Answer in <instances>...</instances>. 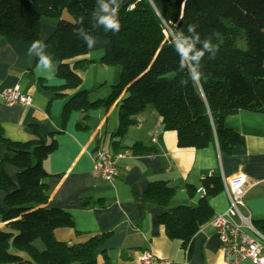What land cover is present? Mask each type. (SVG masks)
Masks as SVG:
<instances>
[{
    "label": "trees",
    "instance_id": "obj_1",
    "mask_svg": "<svg viewBox=\"0 0 264 264\" xmlns=\"http://www.w3.org/2000/svg\"><path fill=\"white\" fill-rule=\"evenodd\" d=\"M119 32L105 31L99 25L101 4L111 0H0V38L32 43L39 41L42 20L54 21V32L39 49L35 62L46 54L55 76L63 84L54 88L52 99H64L61 121L73 112L83 119L76 125L87 130L88 112L108 109L117 102V127L110 137L113 153L125 150L122 140L135 122L132 116L152 105L162 119L165 131L176 134L180 148L203 149L216 144L230 154L240 143L237 132L224 125L227 117L239 111L264 114V0H118ZM97 10V11H96ZM96 11V18L93 12ZM67 12L71 20L64 18ZM188 25L195 33H188ZM100 40L103 66L120 70L118 81L107 97L91 100L95 90L82 87L81 73L92 63L88 45L77 30ZM183 31L181 34L180 31ZM210 38L218 46L215 56L183 60L175 45L185 39L195 43L190 56L203 49ZM211 57V58H210ZM203 75L195 79L196 74ZM33 128L34 137L15 142L4 137L0 128V264H109L103 248L110 233L78 234L75 241H58L54 231L72 227L68 214L46 207L49 176L43 163L57 149L49 134L44 140ZM132 155L155 153L153 146L137 143ZM16 168L15 180L3 171ZM202 197L196 206H170L175 187L159 181L148 185L144 196L155 200L163 212L154 223L164 228L169 239L181 240L188 247L199 227L213 212L209 199L223 190L218 175L201 178ZM190 195L195 193L187 187ZM264 235V222L256 223ZM40 243L41 248L36 244Z\"/></svg>",
    "mask_w": 264,
    "mask_h": 264
},
{
    "label": "crops",
    "instance_id": "obj_2",
    "mask_svg": "<svg viewBox=\"0 0 264 264\" xmlns=\"http://www.w3.org/2000/svg\"><path fill=\"white\" fill-rule=\"evenodd\" d=\"M55 26L54 21L42 20L39 41L44 43ZM94 41V46L88 47V59L92 63L81 73L82 87L95 89L90 94L91 100L107 97L120 74L118 67L98 63L104 50L100 40ZM31 46L32 43L0 38V95L4 89L18 87L31 98L28 106H8L0 96V128L5 138L15 142L32 139L31 126L37 127L44 140L56 133L57 149L43 163L49 174L45 206L68 214L72 227L56 229L55 239L69 242L78 238L77 233H110L102 248L109 264H138L137 258L144 250L152 251L168 264H226L215 229L210 224L228 208L223 190L209 199L213 214L199 227L188 247H184L181 240L169 239L163 226L154 223L163 210L155 200L144 196V192L151 183L169 182L176 188L170 206H196L202 197L204 175L229 179L240 174L246 178V193L239 210L251 219L256 229V223L264 222V114L239 111L225 119V127L240 137V143L226 154L220 152L215 143L203 149L178 147L175 132L165 131L156 109L147 105L132 116L135 123L126 129L121 144L127 155L117 162L115 178L112 181L95 178L91 174L95 151L118 153L111 151L109 139L117 127L116 104L124 93L108 109L89 111L87 130L76 128L83 119L79 112L71 113L62 124L64 99H52V96L54 88L63 81L55 76L51 65L38 67L40 61L35 62V56L39 49L29 54ZM137 143L153 146L157 151L132 155L129 148ZM2 153L0 146V158ZM3 171L15 180L16 168L5 165ZM187 187L193 188L195 193L190 195ZM4 196L0 191L1 206ZM3 226L0 224V228ZM240 264L251 263L244 260Z\"/></svg>",
    "mask_w": 264,
    "mask_h": 264
},
{
    "label": "built area",
    "instance_id": "obj_3",
    "mask_svg": "<svg viewBox=\"0 0 264 264\" xmlns=\"http://www.w3.org/2000/svg\"><path fill=\"white\" fill-rule=\"evenodd\" d=\"M1 99L8 106L31 104V98L21 93L18 87L4 89ZM155 138L152 142H155ZM127 155V151L113 155L98 149L93 154L91 174L95 178L112 181L117 175V162ZM223 191L228 200L227 210L214 217L210 224L215 229L219 240L220 251L226 264H240L247 260L251 264H264V237L252 226L251 219L244 217L239 208L244 204L246 178L236 175L229 179H221ZM138 264H168L158 259L150 250L142 251Z\"/></svg>",
    "mask_w": 264,
    "mask_h": 264
},
{
    "label": "clouds",
    "instance_id": "obj_4",
    "mask_svg": "<svg viewBox=\"0 0 264 264\" xmlns=\"http://www.w3.org/2000/svg\"><path fill=\"white\" fill-rule=\"evenodd\" d=\"M97 2H99V0H97ZM111 4H114L115 7H111L109 3L101 4V11L104 14L99 16L98 23L99 25H102L104 27L105 31L110 30L115 33V32H119L121 27L118 19V11L120 8V3L118 2V0H111ZM96 11L93 12L94 19L96 18ZM180 33L182 34L183 31L181 30ZM188 33H195V41L196 42L200 41V36L198 33L195 32L194 25H188ZM77 34L83 37L85 43L88 45L89 48H92L94 46L95 44L94 39L86 35L83 28L77 30ZM202 43H203V49L197 51L195 56H190V53H192L195 48V43H189L188 40L185 39L182 43L175 45V51L178 52L182 58L179 70H182L183 60L190 58L192 60H196L197 62H199L205 55V52L210 53L211 56H215L216 52L218 51V46L213 45L211 43L210 38L203 40ZM44 48L45 45L43 44L42 41H33L32 46L29 49V54H33L38 49H44ZM50 64H51V58L49 56H47L46 54L40 56V62L38 67L42 65L44 68H47ZM202 75H203L202 73L198 72L195 76V79H200Z\"/></svg>",
    "mask_w": 264,
    "mask_h": 264
},
{
    "label": "rangeland",
    "instance_id": "obj_5",
    "mask_svg": "<svg viewBox=\"0 0 264 264\" xmlns=\"http://www.w3.org/2000/svg\"><path fill=\"white\" fill-rule=\"evenodd\" d=\"M63 15H64V18H66V19H68V20H71V17L69 16V14H68L67 12H65ZM121 152H122V151H121ZM36 245H37L39 248H41L40 243L37 242Z\"/></svg>",
    "mask_w": 264,
    "mask_h": 264
}]
</instances>
